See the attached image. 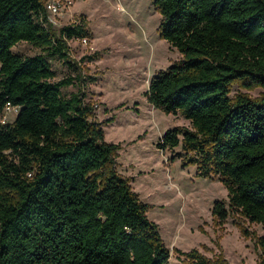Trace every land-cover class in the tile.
Listing matches in <instances>:
<instances>
[{"label":"trees","instance_id":"1","mask_svg":"<svg viewBox=\"0 0 264 264\" xmlns=\"http://www.w3.org/2000/svg\"><path fill=\"white\" fill-rule=\"evenodd\" d=\"M153 1L161 38L182 58L157 71L145 95L191 122L157 145L180 147L173 160L226 186L228 201L212 210L219 224L236 213L264 225V93L231 97L236 83L264 88V0ZM91 37L83 16L57 32L47 0H0V112L19 108L13 122L0 121V264H171L148 204L118 170L120 144L93 119V77L69 60L68 41ZM21 41L42 53H15ZM48 56L69 60L75 74L55 81ZM70 85L79 89L66 95ZM239 227L264 257V235ZM183 253V264H230Z\"/></svg>","mask_w":264,"mask_h":264},{"label":"rangeland","instance_id":"2","mask_svg":"<svg viewBox=\"0 0 264 264\" xmlns=\"http://www.w3.org/2000/svg\"><path fill=\"white\" fill-rule=\"evenodd\" d=\"M50 23L59 30L85 18L92 37L68 41L70 62L93 77L86 88L94 106L93 119L102 124L105 139L120 144L118 170L131 178L133 189L148 204V216L160 229L171 250L170 263L183 264V252L198 249L208 257L222 254L230 264H264L261 249L249 232L264 235V225L233 213L219 224L212 213L216 200L228 201V190L218 177L197 175L195 165L177 157L181 148L163 150L157 143L167 129L191 127L181 114H168L151 105L145 95L152 76L182 58L180 51L161 38L162 15L153 0H47ZM12 50L24 57L42 53L21 41ZM55 81L75 71L58 56H48ZM78 85L63 88L66 95ZM246 93L256 98L262 87L234 84L231 97ZM19 108L0 112V121L13 122ZM180 250V251H177Z\"/></svg>","mask_w":264,"mask_h":264},{"label":"built area","instance_id":"3","mask_svg":"<svg viewBox=\"0 0 264 264\" xmlns=\"http://www.w3.org/2000/svg\"><path fill=\"white\" fill-rule=\"evenodd\" d=\"M47 9H55V4L54 3H48V5H47ZM83 40H87V39H85V38H83ZM11 107H13V108H18V107H16V106H12L10 103H8V105H7V109L8 108H11ZM3 122H6V121H3Z\"/></svg>","mask_w":264,"mask_h":264}]
</instances>
